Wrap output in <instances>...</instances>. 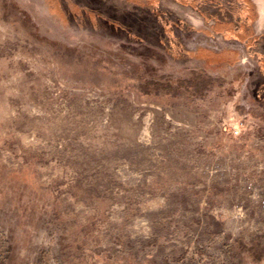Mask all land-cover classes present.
<instances>
[{
	"label": "rangeland",
	"instance_id": "obj_1",
	"mask_svg": "<svg viewBox=\"0 0 264 264\" xmlns=\"http://www.w3.org/2000/svg\"><path fill=\"white\" fill-rule=\"evenodd\" d=\"M225 5L264 30V0ZM176 32L185 52L0 0V264H264L262 52Z\"/></svg>",
	"mask_w": 264,
	"mask_h": 264
},
{
	"label": "trees",
	"instance_id": "obj_2",
	"mask_svg": "<svg viewBox=\"0 0 264 264\" xmlns=\"http://www.w3.org/2000/svg\"><path fill=\"white\" fill-rule=\"evenodd\" d=\"M78 1V4H77ZM69 0L68 6L72 7V10H67V20L64 23L67 25L75 26H88L95 30H100L110 35H119L121 37H137L141 35H135L132 33L134 27L144 29L148 31L145 36L150 37L154 41L163 42L168 36L172 52L176 53V44L170 36L169 29L171 22L169 18L162 13L155 0H123V4L118 2L119 0ZM235 1L246 4L248 0H213L215 6L208 8V5L203 3L202 0H177L179 5L183 7L189 15V19L193 22V26L200 32L206 34L211 32H219L227 35L228 38L240 43H245L247 47L257 48L262 54L258 57V66L260 71L264 74V30L253 25L251 22H239L237 20H221L224 18V14L217 13L214 10L216 5L226 4V7H230V4H234ZM203 3V4H202ZM52 12H57L56 9H63V5H54L50 3ZM75 4V5H74ZM232 6V5H231ZM234 8H238L239 5H234ZM218 8V7H217ZM65 9V8H64ZM135 10H139L142 17L138 16L133 18ZM78 12V14H76ZM95 13V14H93ZM215 13V15H214ZM96 19V22L94 21ZM185 25L184 22H181ZM118 26L117 29H113L112 26ZM126 25L130 26V31H124ZM190 27L189 25H185ZM192 26V27H193ZM156 27L161 29L164 33V37L156 31ZM150 29V30H149ZM207 35V34H206ZM209 56L208 64L226 62L231 64L234 60L235 54L231 51H222L220 53L208 52Z\"/></svg>",
	"mask_w": 264,
	"mask_h": 264
},
{
	"label": "flooded vegetation",
	"instance_id": "obj_3",
	"mask_svg": "<svg viewBox=\"0 0 264 264\" xmlns=\"http://www.w3.org/2000/svg\"><path fill=\"white\" fill-rule=\"evenodd\" d=\"M68 1L69 0H44V3H45V5H46V7H47V9L49 10V12L51 13V14H54V15H56L58 18H60V20H67V10L69 9V10H72V7L71 6H68L69 5V3H68ZM77 1V0H76ZM156 2H157V4H158V6H159V9L162 11V13H164L168 18H169V20H170V22H171V26H170V29H169V33H170V36H171V38L173 39V41H174V43H173V45L174 44H176V48H175V50L177 51V49H181L182 48V45H181V43H180V41H179V39H178V36L176 35L177 34V29H179V21H178V18H179V16H177L176 15V17L174 16V14H173V12L175 11V12H177V10H174V7L171 5V3L177 8V9H180L181 11H182V14H183V16H181L182 18H181V21L182 22H184L185 23V25H192L193 26V22L188 18L189 17V15H188V12L183 8V7H181L180 5H179V3L177 2V0H155ZM163 1L164 2H166V3H170V6H172L173 8H171L170 10H169V8H168V11L167 10H165L166 8H164L163 7ZM118 2H120V3H124L123 2V0H119ZM50 3H52V4H54V5H63V4H65V9L63 8L62 10L61 9H56L57 10V12L58 13H56V12H52V10H51V7H50ZM165 3V4H166ZM77 4H78V1H77ZM75 5V4H74ZM66 7H68V9L66 8ZM172 10V11H171ZM141 12L139 11V10H135V15H133L132 17L133 18H136V17H138V16H140V17H142V15L140 14ZM76 14H78V12L76 13ZM93 14H95V13H93ZM94 21L96 22V19L94 18ZM67 25V24H66ZM67 26H69V25H67ZM71 27H76V28H79V29H88V30H91V31H94V32H101V33H103V34H107V33H105V32H102V31H100V30H95V29H92V28H90V27H88V26H75V25H70ZM117 27L118 26H116V24L115 25H113L112 26V28L114 29H117ZM148 29V28H147ZM146 29V30H147ZM124 31L126 30L127 32L128 31H130V26H128V25H126V27L123 29ZM145 30V28L144 29H139L137 26L136 27H134L133 28V30H131L132 31V33H136L135 35H141L140 36V38L141 39H148V40H152V39H150V37H147V36H145V34L146 33H148V31H146ZM150 30V29H149ZM156 32L157 33H159L161 36H163L164 37V32L163 31H161V29H159L158 30V28L156 27ZM148 34H150V33H148ZM137 38V37H136ZM169 39V37L167 36L164 40H163V42H160V41H156V42H158L159 43V45L160 46H165L166 45V47H167V49H168V51H170V52H172V49H171V45H170V41L168 40ZM152 41H154V40H152ZM182 50H183V48H182ZM184 51V50H183ZM185 52V51H184Z\"/></svg>",
	"mask_w": 264,
	"mask_h": 264
},
{
	"label": "crops",
	"instance_id": "obj_4",
	"mask_svg": "<svg viewBox=\"0 0 264 264\" xmlns=\"http://www.w3.org/2000/svg\"><path fill=\"white\" fill-rule=\"evenodd\" d=\"M180 14V13H179ZM181 16H179V18H178V21H179V29H177V30H179V31H183V32H185V33H190V32H195V31H197V32H200L196 27H192V25H189L190 27H186L185 25H183L181 22ZM202 33V32H201ZM207 34V36L208 35H212V34H220V35H222V37L224 38V39H226V40H230L231 38H228L227 37V35H225L224 33H219V32H211V33H206ZM206 34H204V35H206Z\"/></svg>",
	"mask_w": 264,
	"mask_h": 264
},
{
	"label": "built area",
	"instance_id": "obj_5",
	"mask_svg": "<svg viewBox=\"0 0 264 264\" xmlns=\"http://www.w3.org/2000/svg\"><path fill=\"white\" fill-rule=\"evenodd\" d=\"M236 133V132H235ZM237 134V133H236Z\"/></svg>",
	"mask_w": 264,
	"mask_h": 264
}]
</instances>
